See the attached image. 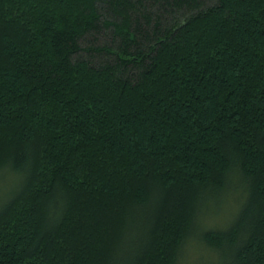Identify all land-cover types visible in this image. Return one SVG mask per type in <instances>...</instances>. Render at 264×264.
Returning <instances> with one entry per match:
<instances>
[{
	"label": "trees",
	"instance_id": "obj_1",
	"mask_svg": "<svg viewBox=\"0 0 264 264\" xmlns=\"http://www.w3.org/2000/svg\"><path fill=\"white\" fill-rule=\"evenodd\" d=\"M0 188V264H264V0H0Z\"/></svg>",
	"mask_w": 264,
	"mask_h": 264
},
{
	"label": "rangeland",
	"instance_id": "obj_2",
	"mask_svg": "<svg viewBox=\"0 0 264 264\" xmlns=\"http://www.w3.org/2000/svg\"><path fill=\"white\" fill-rule=\"evenodd\" d=\"M4 193L5 192H3V194H2V188H0V199H1L2 195H4ZM231 206H232V204H229L227 206L221 207L220 209H216L217 213H215L214 217H212L206 221H205V218H203L204 215H203V209H202L200 211L201 214L199 217L200 226L203 228V225L207 226V225L216 224V225L220 226L219 228H224L230 222L231 217H232V215L236 209L235 206L234 207H231ZM212 214H214V212ZM184 251H186L185 253L188 254V259H186L187 261L185 260L186 262H184V264H206L205 263L206 260L203 259V252H202L203 247L201 245H197V246H196V244L194 246L187 245V247H185ZM194 254H195V256L198 255V257H195Z\"/></svg>",
	"mask_w": 264,
	"mask_h": 264
}]
</instances>
